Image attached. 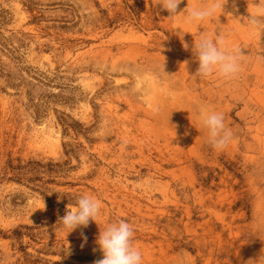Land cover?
Instances as JSON below:
<instances>
[{
	"label": "rangeland",
	"instance_id": "374dc122",
	"mask_svg": "<svg viewBox=\"0 0 264 264\" xmlns=\"http://www.w3.org/2000/svg\"><path fill=\"white\" fill-rule=\"evenodd\" d=\"M210 2L0 0V229L43 223L35 240L0 237V264H94L99 228L121 219L141 264L264 252V24L246 19L264 0L185 23ZM201 35L236 54L235 74H196ZM200 109L224 114L223 149ZM85 194L100 211L70 231L59 217Z\"/></svg>",
	"mask_w": 264,
	"mask_h": 264
},
{
	"label": "clouds",
	"instance_id": "9594fccd",
	"mask_svg": "<svg viewBox=\"0 0 264 264\" xmlns=\"http://www.w3.org/2000/svg\"><path fill=\"white\" fill-rule=\"evenodd\" d=\"M180 3L181 0H161L160 7L166 9L169 15H175ZM218 6L223 7L217 3V0H211L205 6L189 9L185 23L193 24L212 16ZM246 19L252 25L264 24V18L256 15H249ZM185 45L188 47L187 44ZM194 49L192 52L198 61L196 74L206 76L217 71L222 76L230 77L239 70L236 54L218 46V41L209 35H201ZM199 118L202 126L207 130L208 142L215 149H223L232 137L231 131L225 126L224 114L200 109ZM99 211L100 201L95 196L85 194L80 196L76 205L59 217V220L71 231L81 225L87 226L89 220L94 221ZM132 237L133 228L123 219L107 223L102 229L99 228L96 244L102 252V258L95 260L94 264H141L142 254L133 245ZM251 260L253 264H264V252H260Z\"/></svg>",
	"mask_w": 264,
	"mask_h": 264
},
{
	"label": "trees",
	"instance_id": "16d2710c",
	"mask_svg": "<svg viewBox=\"0 0 264 264\" xmlns=\"http://www.w3.org/2000/svg\"><path fill=\"white\" fill-rule=\"evenodd\" d=\"M68 126H70L69 123H68ZM71 152H73V150ZM37 165L41 166L40 163H37ZM12 168L14 169L15 167H12ZM32 168L35 169L36 167L32 166ZM14 174L18 180H23V174L21 173V171H14ZM55 219H56V217L53 215L52 220H55ZM41 226H43V223L39 226H33V225L23 226V225H21L18 228L13 229L11 235H8L6 232H4L2 229H0V237L14 239V237L15 238H22L23 236L27 235V236H30L32 239H34L38 234V232H35L34 230H39ZM21 247H24L22 245V243H21ZM48 250H50V249H48ZM52 253L57 254L56 252H52ZM27 254L29 255V257H32V255H30L28 252H27ZM78 258L81 259V256L78 255ZM27 260H28L29 264H38L40 262L38 257H36L34 259H27Z\"/></svg>",
	"mask_w": 264,
	"mask_h": 264
}]
</instances>
